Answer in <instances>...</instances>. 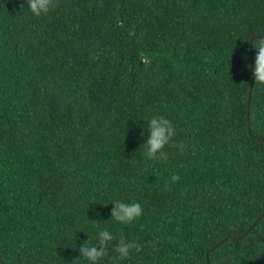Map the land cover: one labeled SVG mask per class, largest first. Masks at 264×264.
I'll return each mask as SVG.
<instances>
[{
    "label": "trees",
    "instance_id": "16d2710c",
    "mask_svg": "<svg viewBox=\"0 0 264 264\" xmlns=\"http://www.w3.org/2000/svg\"><path fill=\"white\" fill-rule=\"evenodd\" d=\"M253 34L264 0H61L42 18L0 0V264H87L101 229L100 264H264ZM153 116L185 145L166 163L141 154ZM115 200L143 216L114 221ZM120 236L142 251L116 259Z\"/></svg>",
    "mask_w": 264,
    "mask_h": 264
},
{
    "label": "clouds",
    "instance_id": "9594fccd",
    "mask_svg": "<svg viewBox=\"0 0 264 264\" xmlns=\"http://www.w3.org/2000/svg\"><path fill=\"white\" fill-rule=\"evenodd\" d=\"M29 11L36 18H42L50 15L61 6V0H25ZM24 8V3L21 4ZM245 43H251L256 50L254 68V84L264 85V34H256L255 37L249 36L244 40ZM252 67V66H249ZM150 135L141 145L143 147L142 155L149 160L167 162L169 159L166 148L178 149L184 151L185 145L182 141H177V130L175 124L165 116H153L148 120ZM143 135V133H141ZM140 146V147H141ZM179 174L173 173L169 180H165V188L170 184L179 182ZM114 207L111 209V218L123 225L132 224L140 219L144 214L143 205L140 202H123L115 200L112 202ZM115 239L107 229H101L97 233L95 241L90 238L84 240L79 246L80 257L87 261V264H100L108 255L109 244ZM117 254L116 259L124 261L133 256L134 253L142 251V245L135 241L120 236L119 240L113 246Z\"/></svg>",
    "mask_w": 264,
    "mask_h": 264
},
{
    "label": "water",
    "instance_id": "95a60500",
    "mask_svg": "<svg viewBox=\"0 0 264 264\" xmlns=\"http://www.w3.org/2000/svg\"><path fill=\"white\" fill-rule=\"evenodd\" d=\"M251 36H253V38L255 37V35L253 34V35H251ZM251 43L249 42V48L251 49ZM253 64H254V58H253V55H251V66L253 67ZM253 85H254V75H252V79H251V83H250V87H249V90H248V97H247V114H248V120H249V112H250V101H251V94H252V89H253ZM249 128H250V122H249ZM264 215V212L259 216V218L260 217H262ZM257 221V220H256ZM255 221V222H256ZM255 222H254V224H255ZM246 232H244L242 235H244ZM240 236H238V237H233V238H231V240H229V241H234V240H237L238 238H239ZM227 240V238H223L222 240H220L219 242H217L214 246H213V248H215V247H217L219 244H221L222 242H224V241H226ZM212 248V249H213ZM207 259H209V256H208V254H207Z\"/></svg>",
    "mask_w": 264,
    "mask_h": 264
}]
</instances>
